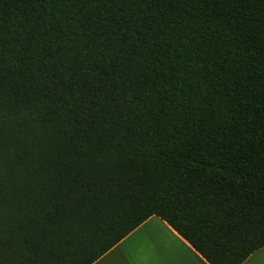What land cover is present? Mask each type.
Here are the masks:
<instances>
[{"label":"trees","instance_id":"trees-1","mask_svg":"<svg viewBox=\"0 0 264 264\" xmlns=\"http://www.w3.org/2000/svg\"><path fill=\"white\" fill-rule=\"evenodd\" d=\"M152 216L208 264L264 247V0H0V264Z\"/></svg>","mask_w":264,"mask_h":264},{"label":"crops","instance_id":"crops-1","mask_svg":"<svg viewBox=\"0 0 264 264\" xmlns=\"http://www.w3.org/2000/svg\"><path fill=\"white\" fill-rule=\"evenodd\" d=\"M93 264H208L167 223L152 216ZM242 264H264V247Z\"/></svg>","mask_w":264,"mask_h":264}]
</instances>
